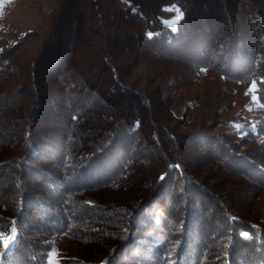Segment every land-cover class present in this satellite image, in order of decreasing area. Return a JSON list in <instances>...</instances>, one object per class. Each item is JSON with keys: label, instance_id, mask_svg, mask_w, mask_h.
<instances>
[{"label": "trees", "instance_id": "trees-1", "mask_svg": "<svg viewBox=\"0 0 264 264\" xmlns=\"http://www.w3.org/2000/svg\"><path fill=\"white\" fill-rule=\"evenodd\" d=\"M54 7L0 28V264H264V207L227 190H264V117L208 133L171 109L211 73L264 106V0ZM60 234L87 248L56 258Z\"/></svg>", "mask_w": 264, "mask_h": 264}, {"label": "rangeland", "instance_id": "rangeland-1", "mask_svg": "<svg viewBox=\"0 0 264 264\" xmlns=\"http://www.w3.org/2000/svg\"><path fill=\"white\" fill-rule=\"evenodd\" d=\"M54 9V0H0V28L4 37L8 43H13L31 29L40 30L42 17L49 15ZM180 16L178 8L167 7L163 9L160 19L165 25L174 28ZM227 88L229 96L226 98V88L221 76L213 73L201 76L191 87L177 93L171 107L172 112L177 118L185 117L186 126L195 125L200 132L216 133L226 130L228 124L230 128L244 129V132L264 117V106L256 96L254 85L235 83ZM187 127L183 128L188 130ZM250 146L249 143L245 144L242 149L249 148L248 151L257 153ZM230 181L232 183L227 185L228 191L235 190L237 194H242V199L248 196L258 202L257 207H264V190L251 193L250 181L240 176ZM51 242V253L56 258L68 255L74 257L85 247L64 234L54 237Z\"/></svg>", "mask_w": 264, "mask_h": 264}, {"label": "snow or ice", "instance_id": "snow-or-ice-1", "mask_svg": "<svg viewBox=\"0 0 264 264\" xmlns=\"http://www.w3.org/2000/svg\"><path fill=\"white\" fill-rule=\"evenodd\" d=\"M10 239H4L3 237H0V246L4 247L5 249L9 246Z\"/></svg>", "mask_w": 264, "mask_h": 264}]
</instances>
